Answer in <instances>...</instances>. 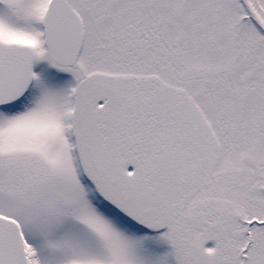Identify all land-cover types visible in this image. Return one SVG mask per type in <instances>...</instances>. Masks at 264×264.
Here are the masks:
<instances>
[{
	"label": "snow or ice",
	"instance_id": "1",
	"mask_svg": "<svg viewBox=\"0 0 264 264\" xmlns=\"http://www.w3.org/2000/svg\"><path fill=\"white\" fill-rule=\"evenodd\" d=\"M0 264H264V0H0Z\"/></svg>",
	"mask_w": 264,
	"mask_h": 264
}]
</instances>
